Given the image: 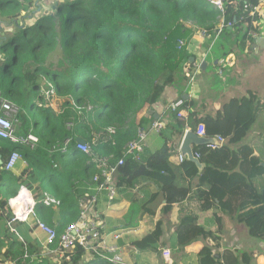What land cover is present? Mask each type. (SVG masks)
I'll use <instances>...</instances> for the list:
<instances>
[{
	"label": "trees",
	"instance_id": "16d2710c",
	"mask_svg": "<svg viewBox=\"0 0 264 264\" xmlns=\"http://www.w3.org/2000/svg\"><path fill=\"white\" fill-rule=\"evenodd\" d=\"M219 17L207 0H0V94L25 110L18 115L16 134L33 132L39 137L34 149L0 137L3 162L15 150L26 162L19 173L0 164L1 260L112 264L96 254L86 260L80 246L72 261H52L42 256L36 242L22 241L10 229L14 222L10 200L22 186L36 193L35 213L59 233L76 220L79 199L98 185L92 180L101 171L93 157H109L113 163L125 159L116 173L117 194L122 192L130 201L125 228L139 226L145 214H155L148 206L150 191H142V197L134 189L149 181L144 187L156 184L169 204L178 205L179 246L200 237L216 239L199 223L200 213L213 208L245 224L249 234L264 243V194L255 183L264 177L263 158L242 143L249 130L238 118L239 98H231L215 115H188L190 130L203 124L208 137L226 138L215 149L209 145L194 149L206 164L201 173L193 161L183 159L178 165L172 161L185 135L177 112L174 121L160 131L164 143L159 149L146 150L141 159L126 152L137 127L155 119L145 112L175 81L170 64L177 55L167 49V37L189 22L215 35ZM228 17L233 20L239 49H250L259 34L257 17L243 3ZM229 28L224 33H230ZM257 104L259 109L263 106L260 101ZM187 105L186 100L179 110L185 111ZM77 138L85 139L92 155L77 148ZM180 175L190 184H181ZM44 193L60 201L58 213L54 205H46ZM162 235L159 220L154 230L134 244L140 249L156 248ZM199 256L200 264H252L253 252L214 251L205 245Z\"/></svg>",
	"mask_w": 264,
	"mask_h": 264
},
{
	"label": "crops",
	"instance_id": "0c3cea01",
	"mask_svg": "<svg viewBox=\"0 0 264 264\" xmlns=\"http://www.w3.org/2000/svg\"><path fill=\"white\" fill-rule=\"evenodd\" d=\"M232 29L229 28L230 33L223 32L215 39L213 48L206 57L214 35L203 37L199 29L189 24L178 25L166 40L167 49L177 55V60L170 64V68L175 72V81L166 87L160 101L145 113L153 115L151 112L153 111L167 127V124L174 121V112L170 109L171 104L180 96L189 95L185 112L188 115L195 113L198 116L215 115L231 98H239L241 107L238 118L249 130L242 143L251 145L256 155L261 154L264 162V156L261 152L262 144L259 143L263 136L258 132V129H264V83L262 87L259 84L261 80H264V45L261 46L255 41L250 49L241 50L237 47L238 37ZM257 36H260V33ZM227 52H234L238 56V61L235 67L226 68L224 74L220 75L217 61ZM252 55L254 56L253 61L257 65L253 64L249 73L245 74L243 67L249 61V56ZM214 73L221 80L214 78ZM258 101L263 105L260 109L257 104ZM256 107L257 114L255 113ZM260 120L262 121L260 122ZM163 143L164 140L160 133L153 132L148 137L146 150L153 152L159 149ZM179 154L172 157V161L177 165L181 162ZM23 167L24 163L21 161L13 171L19 173ZM179 181L181 184H190L189 180L181 175ZM148 182L143 181L134 189L142 197L147 190L150 191L148 206L155 211V214H145L137 227H124V216L128 211L130 201L122 195V192L113 199L102 194L96 206L97 214L106 224L107 241L113 243L114 234H121L119 244L123 247L124 259L128 263L166 264L162 257V249L169 248L175 264H200V250L205 245H211L214 251L232 248L239 253L253 252L252 264H264V243L251 236L248 228L242 226L243 223L237 222L218 208L200 213L199 219L201 226L217 235L216 239L200 237L187 246H179L176 234V227L180 220L178 205L169 204L156 184L144 187V185L149 184ZM191 185L195 187L196 180L192 181ZM26 188L31 190L36 203V193H33L29 187ZM144 190L145 192H142ZM54 210L58 213V205H54ZM38 220L45 221L35 213L27 221H14L10 224V229L16 232L22 241L36 242L37 245L41 246L43 257L59 261L61 259L59 253L54 249L50 251V248L46 247V235L39 230ZM54 220H58V218L55 217ZM159 220H162L163 235L158 247L138 248L134 242L141 240L146 234L154 230ZM55 224H58V221H55ZM7 227L9 228V225ZM0 229H4L1 224ZM93 256L91 253H86L85 259L89 260ZM0 264H12V262L0 259Z\"/></svg>",
	"mask_w": 264,
	"mask_h": 264
},
{
	"label": "built area",
	"instance_id": "2783aa9c",
	"mask_svg": "<svg viewBox=\"0 0 264 264\" xmlns=\"http://www.w3.org/2000/svg\"><path fill=\"white\" fill-rule=\"evenodd\" d=\"M208 3L220 12V25L214 35L212 43L209 45L206 57L210 54L213 48L214 41L219 37L227 27L233 26V20L228 19L229 15L232 17L239 5L244 4L246 9L251 11V15L257 17L259 22L260 36L256 35V41L259 37L264 38V0H207ZM190 26L200 30L203 37H211L207 29H200L195 22H189ZM238 61V56L234 52H227L217 61L218 73L223 75L225 69L228 67H235ZM194 79V77H191ZM189 95L180 96L176 98L171 104V111L177 112V116L185 124V133L190 130L188 114L184 110H179L181 106H185ZM25 110L18 104L1 96L0 94V137L10 140L13 143L22 144L34 149L39 143V137L33 132H29L26 136H18L16 134L15 125L18 121V115ZM165 128V123L159 119H153L149 123L140 124L137 127L136 137L132 139L126 146V152L129 154L135 153L137 159H141L145 153L148 137L153 132L160 133ZM198 136H207L206 129L203 124H199L195 130ZM220 144H209L211 149H215L222 145L226 138L223 136H215ZM69 140L66 142L68 144ZM65 147L62 149L67 151ZM77 148L88 155H92L91 146L88 143H78ZM200 157L199 153H195ZM180 161H183V156L180 154ZM93 161L100 169V174L96 175L92 182L98 183L97 186L91 187L89 193L83 195L79 199V214L76 220L70 222L61 233L56 227L48 224L45 221L38 220L37 226L45 236V245L59 253L60 258H65L68 261L73 260V255L78 246L85 250V253L92 255H100L106 258L112 264H131L124 259L123 247L119 244L121 234H114V242L109 243L106 239L105 231L106 224L96 212V206L100 200V196L105 194L109 199L116 197L118 187L116 183V173L120 166L125 163L124 158H120L117 163L110 161L109 157H93ZM23 161L22 154L15 150L6 159L4 168L13 171L17 165ZM100 176L103 179L100 181ZM44 202L47 206L59 205L60 201L53 196L44 193ZM10 205L13 210V221H27L30 216L35 214V201L31 190L22 186L17 196L10 200ZM162 257L166 264H175L172 258L171 250L169 248L162 249Z\"/></svg>",
	"mask_w": 264,
	"mask_h": 264
},
{
	"label": "water",
	"instance_id": "95a60500",
	"mask_svg": "<svg viewBox=\"0 0 264 264\" xmlns=\"http://www.w3.org/2000/svg\"><path fill=\"white\" fill-rule=\"evenodd\" d=\"M231 28V27H230ZM257 42L263 46L264 45V38L259 37L257 39ZM154 115L155 119H158V116L151 111ZM150 112V113H151ZM78 143H85V139L83 138H77ZM212 143L220 144L216 137H208V136H198L195 131L189 130L185 133L179 147V152L183 156L184 159H188L190 161H193L197 164L199 168V173L203 171L206 164L203 163L199 157L195 155V148L201 147L204 145H209ZM1 158V156H0ZM3 161L0 159V164H2ZM262 165L264 166V162H262ZM264 194V191H263Z\"/></svg>",
	"mask_w": 264,
	"mask_h": 264
},
{
	"label": "rangeland",
	"instance_id": "374dc122",
	"mask_svg": "<svg viewBox=\"0 0 264 264\" xmlns=\"http://www.w3.org/2000/svg\"><path fill=\"white\" fill-rule=\"evenodd\" d=\"M46 8H47V6H46ZM221 39V38H220ZM219 43H220V40L218 41ZM229 47H230V45H229ZM237 47H238V45H237ZM233 48V47H232ZM227 50H231V49H227ZM253 59H254V56L252 55V56H249V61L247 62V64L243 67V72L245 73V74H247V73H249V71L252 69V66H253V64L254 65H257V63H255L254 61H253ZM213 76H214V78H217V79H219L218 78V76L214 73L213 74ZM219 80H221V79H219ZM263 83H264V80H261L260 81V87H262V85H263ZM255 94V93H254ZM259 94V93H258ZM256 95V94H255ZM256 97H257V95H256ZM263 112V111H262ZM262 120H260V122H261ZM258 132L259 133H261L262 134V139L261 140H259V143H261L262 144V154H263V156H264V129L262 128V129H258ZM257 185H258V187L260 188V190H261V193H262V195H263V191H264V177H260V178H257L256 179V182H255ZM242 226L243 227H245V228H247L246 227V225L245 224H242ZM52 261H54V260H52Z\"/></svg>",
	"mask_w": 264,
	"mask_h": 264
},
{
	"label": "clouds",
	"instance_id": "9594fccd",
	"mask_svg": "<svg viewBox=\"0 0 264 264\" xmlns=\"http://www.w3.org/2000/svg\"><path fill=\"white\" fill-rule=\"evenodd\" d=\"M179 153H180V152H179ZM25 187H26V186H25ZM20 189H21V188H20ZM19 191H20V190H19ZM19 191H18V192H19Z\"/></svg>",
	"mask_w": 264,
	"mask_h": 264
}]
</instances>
